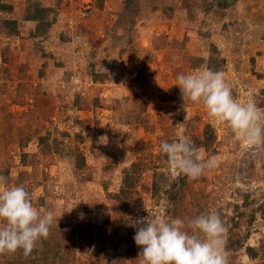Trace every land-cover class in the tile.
Returning a JSON list of instances; mask_svg holds the SVG:
<instances>
[{"label": "rangeland", "instance_id": "obj_1", "mask_svg": "<svg viewBox=\"0 0 264 264\" xmlns=\"http://www.w3.org/2000/svg\"><path fill=\"white\" fill-rule=\"evenodd\" d=\"M61 1L76 21L50 49L12 47L0 16V175L58 217L31 255L0 264H138L134 224L149 212H215L229 264H264V136L237 138L175 85L223 72L235 100L264 112V0ZM180 129L220 163L169 186L159 145Z\"/></svg>", "mask_w": 264, "mask_h": 264}, {"label": "clouds", "instance_id": "obj_2", "mask_svg": "<svg viewBox=\"0 0 264 264\" xmlns=\"http://www.w3.org/2000/svg\"><path fill=\"white\" fill-rule=\"evenodd\" d=\"M175 85L180 88L184 106L189 102L201 104L210 119L226 125L237 138L243 136L251 144L261 142L264 112L251 101L235 100L223 72L204 67L180 73ZM159 149L167 157L169 186L181 176L198 179L205 169L220 163L216 156L204 159L183 129L171 141L161 140ZM57 218L51 210L36 208L23 184L9 186L7 178L0 175V254L22 250L28 257L38 241L48 238ZM137 225L133 239L142 249L138 264H229L223 240L225 228L215 212L201 213L187 222L149 212L135 221Z\"/></svg>", "mask_w": 264, "mask_h": 264}, {"label": "crops", "instance_id": "obj_3", "mask_svg": "<svg viewBox=\"0 0 264 264\" xmlns=\"http://www.w3.org/2000/svg\"><path fill=\"white\" fill-rule=\"evenodd\" d=\"M81 1L82 0H76L77 5L85 6V1ZM34 2H37L46 9H50L49 17L47 16L48 18L46 19L47 21H43L39 16L33 17ZM0 3V16H6V19H16L19 22L17 31H14L13 34L10 35L14 38V45L12 46L14 48H16L18 44L23 45L24 43L27 45L31 40H41L44 47L50 49L53 44L52 40H55L56 37L62 33L64 28L70 27V21H76L72 14L69 16L68 9L63 8L64 4L61 0H0ZM4 4L12 6V10H5L3 8ZM58 6H60L61 9H59ZM44 22H46L45 25L43 24ZM10 36L6 37L9 38ZM37 45L38 47H42L39 44ZM18 59L21 60L19 57Z\"/></svg>", "mask_w": 264, "mask_h": 264}, {"label": "trees", "instance_id": "obj_4", "mask_svg": "<svg viewBox=\"0 0 264 264\" xmlns=\"http://www.w3.org/2000/svg\"><path fill=\"white\" fill-rule=\"evenodd\" d=\"M2 7V6H1ZM3 8L7 11H11L12 10V6L5 4L3 5ZM49 10L50 9H46L42 6H40V4H38L37 2H34V12H33V17H40L43 21H47L46 19L49 17ZM48 16V17H47ZM31 17V16H30ZM4 23L7 24H11V26L16 30L17 29V21L16 20H10L9 18H7L6 20H4ZM46 22H44L43 24L45 25ZM16 32V31H15ZM248 249L253 250L252 247H249ZM253 256V255H252ZM23 261V259H22ZM21 262V261H20Z\"/></svg>", "mask_w": 264, "mask_h": 264}, {"label": "built area", "instance_id": "obj_5", "mask_svg": "<svg viewBox=\"0 0 264 264\" xmlns=\"http://www.w3.org/2000/svg\"><path fill=\"white\" fill-rule=\"evenodd\" d=\"M89 12H90V11H84L83 14H89ZM69 25H70L71 28H73V22L70 21V22H69ZM75 41H76V43H81V42H82V37L76 36V37H75ZM76 76H77V75H75V74H70V75L68 76V78H66V80L61 81V86H62L63 88H68V81H72L73 79H75ZM76 79H77V78H76Z\"/></svg>", "mask_w": 264, "mask_h": 264}]
</instances>
